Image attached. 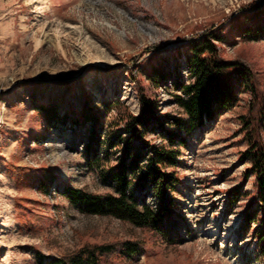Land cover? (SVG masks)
<instances>
[{
  "label": "rangeland",
  "instance_id": "rangeland-1",
  "mask_svg": "<svg viewBox=\"0 0 264 264\" xmlns=\"http://www.w3.org/2000/svg\"><path fill=\"white\" fill-rule=\"evenodd\" d=\"M262 2L0 0V236L5 239L0 264H37L38 252L59 257L87 244L127 239L143 243L146 252L135 259L112 255L107 264H264L252 233L240 230L255 192L254 177L247 174L250 164L240 156L247 147L240 115L252 111V91L197 129L183 149L182 184L174 195L181 212L165 221L172 243L111 216L84 214L71 204L62 194L67 186L113 192L97 168L86 166L91 126L67 119L47 128L35 110L38 101L56 102L61 116L80 112L90 95L93 104L119 101L137 114L134 73L156 95L161 113L178 114L173 80L179 72L187 76L189 41L213 25L226 27L228 38L218 43L219 50L225 58L248 62L256 98H263L264 39H242L231 20L263 9ZM225 15L230 19L218 25ZM152 62L170 75L157 89L141 75ZM261 137L264 141V133ZM150 139L165 143L156 134ZM110 162L104 166L115 160ZM47 171L54 180L44 192L38 180ZM238 185L250 195L227 208V191ZM138 196L156 208L150 188Z\"/></svg>",
  "mask_w": 264,
  "mask_h": 264
},
{
  "label": "trees",
  "instance_id": "trees-1",
  "mask_svg": "<svg viewBox=\"0 0 264 264\" xmlns=\"http://www.w3.org/2000/svg\"><path fill=\"white\" fill-rule=\"evenodd\" d=\"M242 16L231 18L232 24L239 28V36L249 41L264 39V8ZM230 17L225 15L218 25ZM225 30L226 27L213 25L189 41L190 50L185 58L187 76L179 72L173 80L172 97L174 104L180 108L178 114L161 113L156 95L149 94L134 73L132 76L136 80L139 100L137 114L119 101L93 104L90 95H86L80 112L73 111L64 116L58 112L56 102H35V110L44 119L47 128H51L55 121L62 124L67 119L80 127L91 126L85 145L88 155L86 166L97 168L101 179L113 192L103 195L67 186L62 194L71 204L78 206L84 214L111 216L147 230L163 242L172 243L165 221L176 218L181 212L174 195L175 188L182 184L178 168L183 149L197 129L236 107L241 95L252 91L255 95L251 103L252 111L240 115L247 142L240 156L250 164L247 174L254 177L255 192L243 212L240 230L252 233L257 241V252L264 258V141L261 137L264 133V97L256 98L254 71L248 62L240 58H225L219 50L218 43L223 44L228 38ZM141 75L145 76L151 88L156 89L170 77L160 64L153 62L142 69ZM112 113L115 116L107 122ZM152 134L162 136L165 143H153L150 139ZM112 159L114 164L104 166ZM53 180V173L47 171L39 178V187L48 192ZM149 188L156 198V208L138 196L139 191ZM248 195L250 193L243 191L240 185L229 189L227 208L235 206ZM146 250L143 243L127 239L87 244L59 257L48 258L38 252L36 262L107 264L106 260L112 255L135 259Z\"/></svg>",
  "mask_w": 264,
  "mask_h": 264
},
{
  "label": "bare ground",
  "instance_id": "bare-ground-1",
  "mask_svg": "<svg viewBox=\"0 0 264 264\" xmlns=\"http://www.w3.org/2000/svg\"><path fill=\"white\" fill-rule=\"evenodd\" d=\"M3 214L0 212V220H2L3 219ZM0 224H1V222H0ZM5 240V239H4ZM4 240H3V237L2 236H0V241L3 243L4 242ZM5 243V242H4Z\"/></svg>",
  "mask_w": 264,
  "mask_h": 264
}]
</instances>
